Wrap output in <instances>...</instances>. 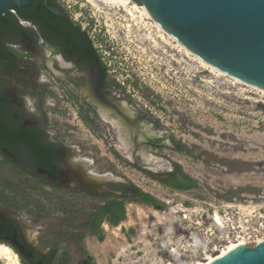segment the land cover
Masks as SVG:
<instances>
[{"label":"rangeland","instance_id":"obj_1","mask_svg":"<svg viewBox=\"0 0 264 264\" xmlns=\"http://www.w3.org/2000/svg\"><path fill=\"white\" fill-rule=\"evenodd\" d=\"M57 1L89 29L108 77L124 94L107 97L114 108L110 114L98 105L103 116L92 125L82 121L71 97L49 100L54 106L47 109V127L64 143L67 167L78 170L84 181L89 175L100 179L88 184L90 190L108 192L111 184L127 180L164 205L158 210L127 203L125 221L117 227L102 224L103 242L92 236L83 240L94 262L188 264L206 261V253L212 256L221 237L228 234L232 238L243 231L248 247L264 239V93L202 68L164 42L151 25L153 40L136 27L129 29L126 12L101 13L86 0ZM88 86L86 81L81 98ZM171 137L193 155L173 151ZM154 142L165 146L155 147ZM137 158L154 172L175 162L197 181L198 188L172 190L134 167ZM72 184L82 187L75 179ZM34 196L39 198L38 192ZM41 200L51 211L48 199ZM216 213L223 215L226 230L213 224ZM22 215L29 229L28 247L46 253L45 242L51 240L48 229L56 215L44 214L39 223ZM233 225L241 228L239 233ZM69 253L70 264L83 263L85 255L75 244ZM6 262L0 259V264Z\"/></svg>","mask_w":264,"mask_h":264},{"label":"flooded vegetation","instance_id":"obj_2","mask_svg":"<svg viewBox=\"0 0 264 264\" xmlns=\"http://www.w3.org/2000/svg\"><path fill=\"white\" fill-rule=\"evenodd\" d=\"M36 1L29 8L23 6L17 12L14 9L17 30L5 44L7 56L0 60V221L13 224L18 231L13 235L0 233V241L15 245L20 240L25 246L28 242L22 214L31 212V205L27 211L22 204H27L29 194L34 200L44 172L48 173L50 190L54 183L65 192L82 188L72 184L74 175L80 173L67 167L64 143L57 141L58 137L47 127V109L54 106L49 100L65 101L71 97L78 103L79 117L95 121L102 115L97 102L110 105L108 96L124 95L118 93L121 90H117L108 70H104L98 95L89 85L86 96L81 98V89L86 81L89 83L93 58L98 59L101 68L104 63L90 31L79 19L74 21L57 0H47L49 12L35 7L39 2L44 6V0ZM49 7L60 14H53ZM89 88L96 101L87 94ZM58 89L67 95L59 94ZM38 141L50 147L55 145L57 157L53 158V168L60 170L59 176L54 175V170L34 167L36 155L33 156L32 148Z\"/></svg>","mask_w":264,"mask_h":264},{"label":"water","instance_id":"obj_3","mask_svg":"<svg viewBox=\"0 0 264 264\" xmlns=\"http://www.w3.org/2000/svg\"><path fill=\"white\" fill-rule=\"evenodd\" d=\"M32 0H0V16L21 10ZM157 22L198 57L247 84L264 89V0H121ZM43 5L48 7L47 0ZM53 14H60L49 7ZM89 85L98 95L104 69L97 58ZM72 173L68 174V178ZM76 183L89 188L100 182L75 174ZM65 182V180H63ZM69 182V180H68ZM209 264H264V241L241 245Z\"/></svg>","mask_w":264,"mask_h":264},{"label":"trees","instance_id":"obj_4","mask_svg":"<svg viewBox=\"0 0 264 264\" xmlns=\"http://www.w3.org/2000/svg\"><path fill=\"white\" fill-rule=\"evenodd\" d=\"M34 1L35 3L37 2L36 0ZM134 1L138 2V0ZM30 3H33V0ZM30 6L31 4L25 7L29 8ZM35 7L49 12L40 2ZM16 30L15 15L8 10L0 16V60L7 56L5 44L9 37L14 36ZM103 69L106 72L107 67L104 63ZM112 83L117 87L118 91L121 90V87L114 80H112ZM82 119L90 125L96 123L88 117L83 116ZM171 142L173 151L180 154L193 155V152L185 144L176 142L173 137H171ZM152 144L155 147L165 146L158 145L157 142ZM55 148V145L50 147L38 141L32 148L33 156L36 155L34 167L45 171L54 170V175L59 176L61 174L60 170L53 168V158L57 157ZM139 162L140 160L137 158L134 167H137L172 190L188 191L198 188L197 181L186 174L181 165L175 162L169 161L170 168L158 172L151 171L147 167L140 165ZM47 176L48 173L44 172L42 179L38 181L37 192L39 198L36 200L34 198L33 200L32 194H29L28 198L25 199L27 204L24 202L22 204L23 209L31 205L29 207L31 212H27V215L32 216L34 223H39V219L44 214L52 215L50 216L52 218L56 215L51 227L48 229L51 231L49 234L51 240L45 242L47 253L45 255L37 254L20 240L15 245L7 241H0L1 244L9 246L19 255L22 264H70L69 247L72 244H75L84 253L85 257L82 264H96L94 258L82 245L83 240L87 236H92L96 237L99 242H103L105 233L102 229V224L107 222L112 227H117L125 221L127 203L147 205L158 210L164 209V205L156 197L127 180L119 184H111L108 192L100 193L85 187L74 188L73 190L70 189L69 192H65L56 183L52 184L50 191H47L46 188L51 186V182L46 180ZM41 198L48 199V206L52 208L51 211L45 208ZM83 199L85 205H83ZM79 204H81L80 208L78 207ZM29 208L26 210L29 211ZM36 213H38L37 219ZM15 232L18 233L13 224L0 221V233L13 235Z\"/></svg>","mask_w":264,"mask_h":264},{"label":"bare ground","instance_id":"obj_5","mask_svg":"<svg viewBox=\"0 0 264 264\" xmlns=\"http://www.w3.org/2000/svg\"><path fill=\"white\" fill-rule=\"evenodd\" d=\"M86 1L101 13H103L105 10H108V11L117 10V11L126 12L127 13L126 21L128 22L127 27L129 29H131L132 27H136V28H138V30L145 33L146 38L148 40L149 39L153 40L151 31H150L151 30L150 25H151L152 27H155L157 29V31L159 33V37L162 38V40L164 42H166L170 45H175V48H177L179 51L185 53L189 57H192L193 60L197 61V63H199L202 68L210 69L213 73H217V75L219 74L220 76L229 77L232 80L236 81V83L243 84L245 86L250 87L251 89H254V90H257L261 93H264V89L255 87V86L250 85V84H247V83H245V82H243L237 78H234V77L228 75L227 73L217 69L216 67L212 66L211 64L207 63L206 61H204L203 59L198 57L196 54L191 52L189 49H187L179 41H177L172 35H170L167 31H165V29H163V27H161V25H159L153 19H151L148 16L144 15L143 13L137 11L136 9L132 8L131 6L122 2L121 0H86ZM90 88L88 89L87 94H90V96L92 97L93 94H92ZM92 99L95 100V97L93 96ZM97 103L100 107V110H102L103 112L110 114L114 110V108L111 107L110 105H108L106 107V106H102L103 104H100V102H97ZM187 218L188 217H186V219ZM212 220H213V223L215 224V226L217 225L219 228H225V223L223 222L222 218L219 216L218 213L213 215ZM26 227L25 228L27 229V233L29 234V229H28L27 223H26ZM243 239H239L238 241H233L232 239H229V241H227V243H226L227 245L225 247L215 249V251L217 252L216 255L211 256L210 254L206 253V261H193V262H190L188 264H209V263L215 261L216 259L226 255L228 252L232 251L236 247L241 246V245H247V243H248V241L246 240L247 238L244 239L245 241ZM240 240H243V241H240ZM257 241L258 242H256V243H261L264 241V239H259ZM172 253H173L172 256H174V257L177 255L176 250L172 251ZM207 255H210V256H207ZM0 259L7 261L8 263L6 262V264H20L17 254L15 252H13V250L9 246H7L5 244H1V243H0Z\"/></svg>","mask_w":264,"mask_h":264},{"label":"built area","instance_id":"obj_6","mask_svg":"<svg viewBox=\"0 0 264 264\" xmlns=\"http://www.w3.org/2000/svg\"><path fill=\"white\" fill-rule=\"evenodd\" d=\"M12 13H14L15 14V10L14 9H11L10 10ZM219 216L222 218V220H223V222L225 221L224 219H223V215L222 214H219ZM186 217L187 216H185L183 219L184 220H188V218L186 219ZM212 222H213V220H212ZM225 224H226V221L224 222ZM214 224V223H213ZM196 225H198V224H196ZM215 225V224H214ZM216 227H218L217 225H216ZM219 228V227H218ZM219 229H221L222 231H224V230H226V227L225 228H219ZM232 229L234 230V231H236L237 232V230H240L241 228H239V227H235L234 225L232 226ZM237 233H239V232H237ZM243 233V231L240 233V234H235V235H233L232 236V238H231V236L228 234V236L226 235V236H223V237H221V240H222V242H220L219 243V245H216L215 247H214V254L213 255H216V251H215V249H219V248H223V247H225L227 244V241H229V239H234L233 241H238L239 239H243V237H242V234ZM225 237V238H224ZM256 244H258V243H256ZM247 246H249V242L247 243Z\"/></svg>","mask_w":264,"mask_h":264}]
</instances>
